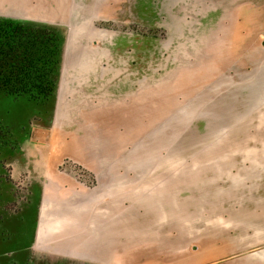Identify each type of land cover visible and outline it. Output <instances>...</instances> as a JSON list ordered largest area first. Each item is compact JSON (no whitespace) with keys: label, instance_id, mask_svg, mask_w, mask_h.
Here are the masks:
<instances>
[{"label":"rangeland","instance_id":"1","mask_svg":"<svg viewBox=\"0 0 264 264\" xmlns=\"http://www.w3.org/2000/svg\"><path fill=\"white\" fill-rule=\"evenodd\" d=\"M0 17L67 35L54 100L0 93V264H89L62 226L94 172L118 165L181 173L182 193L153 204L166 230L182 222L183 243L243 235L264 251V0H0ZM44 165L66 195L50 206ZM233 204L249 213L227 229ZM119 210L103 226L117 228ZM216 245L206 264L245 255Z\"/></svg>","mask_w":264,"mask_h":264},{"label":"crops","instance_id":"2","mask_svg":"<svg viewBox=\"0 0 264 264\" xmlns=\"http://www.w3.org/2000/svg\"><path fill=\"white\" fill-rule=\"evenodd\" d=\"M52 140L55 141V138ZM68 147L69 145L66 148ZM43 168L46 202L50 206L60 201L59 195H62V198L66 195L64 196L60 191L61 180L52 176L56 166L50 165V170L48 165H44ZM102 169L104 170L101 168L99 172H94L97 186L93 190L91 188L84 191V200L79 197L78 202L73 203L69 225L62 226L68 233L71 231L79 233L78 251L81 252L83 249L81 257L91 261L89 264H206L209 259L217 257L211 251L214 250L215 244L221 250L244 251L243 257L224 261L223 264H264V251H261L263 242L248 243L243 235L238 237L236 242L229 238L227 240L224 238L226 236L222 235L223 241L220 242L221 237L216 233L205 237L199 236L205 238L206 248L211 251L204 253L202 248L205 244L197 246L181 241L182 222L177 223V229L174 227L166 230L167 210L159 206V202L157 205L153 204L155 203L153 199L157 198L161 202L168 194L180 195L182 185L178 182L181 180V173L178 175L173 173V176L170 174V177H166L163 170L171 168L162 169L161 165H118L116 169L125 170L124 174L118 171L109 174L102 172ZM207 178L213 179L210 175ZM171 181H174L173 185L170 184ZM54 193H56L55 197ZM243 199L240 200L243 202ZM262 199L263 195L257 194L255 201L260 202ZM235 207L236 205L233 204L232 209ZM115 208L117 211L120 209L121 214L124 213L119 217L121 223L117 228L110 226L111 224L103 226L104 219L113 217ZM248 213L242 214L241 207L229 213L224 220L227 229L235 225L242 215L245 217ZM252 217L254 225L258 226L260 219ZM211 227L213 228L214 225ZM81 234H86L85 238L81 237ZM186 234L190 242L193 241L191 228L186 230ZM107 235L113 236L109 239ZM247 250L257 251L247 256Z\"/></svg>","mask_w":264,"mask_h":264},{"label":"trees","instance_id":"3","mask_svg":"<svg viewBox=\"0 0 264 264\" xmlns=\"http://www.w3.org/2000/svg\"><path fill=\"white\" fill-rule=\"evenodd\" d=\"M66 34L51 24L0 17V93L48 103L59 92ZM8 136L0 121L1 137Z\"/></svg>","mask_w":264,"mask_h":264}]
</instances>
